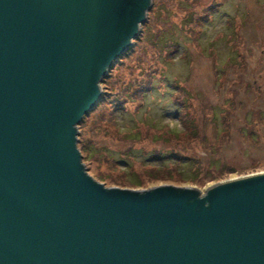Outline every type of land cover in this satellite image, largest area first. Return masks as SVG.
Wrapping results in <instances>:
<instances>
[{"label": "water", "instance_id": "95a60500", "mask_svg": "<svg viewBox=\"0 0 264 264\" xmlns=\"http://www.w3.org/2000/svg\"><path fill=\"white\" fill-rule=\"evenodd\" d=\"M153 0H0V264H264V173L107 188L78 148Z\"/></svg>", "mask_w": 264, "mask_h": 264}, {"label": "rangeland", "instance_id": "374dc122", "mask_svg": "<svg viewBox=\"0 0 264 264\" xmlns=\"http://www.w3.org/2000/svg\"><path fill=\"white\" fill-rule=\"evenodd\" d=\"M154 3L140 32L163 28L160 39L154 38L157 48L174 42L181 53L170 64L149 43H140L111 70L105 92L132 89L151 65L159 71L154 76L162 78L145 98V108L137 112L136 103L126 104L118 131L106 114L108 100L79 129L81 154L90 146L82 154L89 174L107 188L175 186L196 188L205 195L208 186L264 173V0H160L157 5L164 11L154 9ZM212 3L222 4L219 12L196 29L192 21ZM188 14L192 20L187 23ZM229 21L235 22L231 32ZM192 30L201 48L194 43ZM225 32L227 38H221ZM183 51L188 59H182ZM255 86L258 92L253 91ZM222 116L228 117L231 127L226 126L224 142H219ZM245 119L254 121L249 128L255 142L240 131L248 130ZM156 150L179 157L157 161L152 159ZM127 152L134 161L127 159Z\"/></svg>", "mask_w": 264, "mask_h": 264}, {"label": "trees", "instance_id": "16d2710c", "mask_svg": "<svg viewBox=\"0 0 264 264\" xmlns=\"http://www.w3.org/2000/svg\"><path fill=\"white\" fill-rule=\"evenodd\" d=\"M160 1V0H159ZM159 1H156L154 0V6L153 8L154 9H157V7L159 9H163L166 10L162 5H157V3ZM157 5V6H156ZM222 4L219 3V4H211L209 7L205 8L203 10V15L200 16V17H197L196 18V21L193 20L192 22H195L196 25L195 28L196 29H199L201 28L205 23H207L209 20V17H212L214 16L216 13L219 12V8ZM152 11V9L150 10ZM187 20V21H186ZM192 20V15H189L188 16L186 15V19L185 21L188 23V21H191ZM191 22V23H192ZM144 25V24H143ZM234 25H235V22L234 21H229V25H228V31H232V30H235L234 29ZM151 28V27H150ZM149 28V29H150ZM149 29H144L142 31V33L140 32L139 36H137L135 42H133V45L118 59V61L113 65V67L108 71V74L103 78L102 80V88H108L106 86V81L107 79L110 77L111 75V70H113V68L117 65V64H121L123 62H121L122 59L124 58H127L130 54H132L134 52V47L135 45L137 44H142V43H149L151 45V47L153 49H155V51L157 50L160 54H164V58H165V62L166 63H170V64H173L172 62L174 61L175 62V58L178 57L181 53V46L179 44H176V43H171V42H168L166 41L165 43H163V47L162 48H157V46L155 45V40L156 39H160L161 37V33L165 32L163 31L161 28L159 31L157 32H152V29L149 30ZM201 30L198 32V34H200ZM191 37L193 38V41L194 43L197 45L198 48H201L200 46V43H199V37H196L195 36V31H191ZM224 34H227L226 32L225 33H222V36L221 38H227L225 37ZM155 38V40H154ZM218 38H216L217 40ZM230 42V41H229ZM187 55V52L186 51H183V58L182 59H188V57L184 58V56ZM242 60H244V58H242ZM166 63H164L165 65H167ZM248 65H246L244 68L246 70H248ZM250 67V66H249ZM217 72H218V69H215ZM251 72V71H250ZM155 74H159V71L158 69L156 68H153V66H149L148 69L145 70L144 72V75L137 79L136 82L134 83V86L133 88L129 89V88H125L124 90H120L119 93H115L113 90H111L110 92H105V89L104 91L102 92V96L101 98L99 99L97 105L95 106L94 110L92 112H90V114L86 117H84L83 121L80 123L79 125V129H81L85 122L87 121V119L93 114L95 113L97 110L101 109L102 107V103L105 101V100H108V105H110V107H108L106 109L109 110L107 114L108 116V119L109 121L111 122V125L113 127H115L118 131V117L123 114L125 112V109H126V104H128V102H133V103H136V107H135V111L139 112L140 110H142L143 108H145V98L152 94L155 90H156V87H155V81L156 79L157 80H160L162 77H155L154 75ZM174 88H177L181 91V95L185 96V97H188L187 95V92L180 88V87H175L174 85ZM258 86H255L253 91L254 92H258ZM231 100V99H230ZM228 100H226L224 102V104H227ZM232 102V100H231ZM181 104H184V103H181ZM227 119L228 117H223L222 116V122H221V125L222 127H224L223 131H222V135H221V139L219 140V142H224V134L227 133L225 132V128L226 126H228V128L231 127V123L228 124L227 122ZM245 122L247 124V127H248V130L244 131L243 130V127L240 129L241 132H244L245 135H247L249 137V140L252 141V142H255L256 141V138H255V132L253 131V129H250L249 128V125H253V122L254 121H251L249 119H245ZM123 131V130H122ZM204 141L205 139L202 138ZM232 139V138H231ZM231 139H229L228 141H230ZM227 141V142H228ZM90 146H87L85 149L87 152L90 151L89 149ZM85 149L82 148V154L85 153ZM128 154H126V157L127 159H130V161H134L135 158L130 156V153L127 152ZM155 154L152 155V159L154 160H157V161H162L164 159H167V158H171V157H179V155H177V153L173 152V151H170V152H161V150H156V152H154ZM85 157L83 156V161H84ZM110 159H113V158H110ZM175 159V158H174ZM184 161H181V162H178V163H181L183 164ZM186 162H191V161H186ZM128 164V163H127ZM157 171V170H156Z\"/></svg>", "mask_w": 264, "mask_h": 264}]
</instances>
